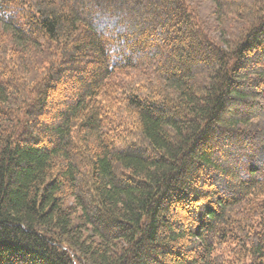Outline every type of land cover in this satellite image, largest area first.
I'll use <instances>...</instances> for the list:
<instances>
[{
	"label": "trees",
	"instance_id": "trees-1",
	"mask_svg": "<svg viewBox=\"0 0 264 264\" xmlns=\"http://www.w3.org/2000/svg\"><path fill=\"white\" fill-rule=\"evenodd\" d=\"M0 264H264V0H0Z\"/></svg>",
	"mask_w": 264,
	"mask_h": 264
},
{
	"label": "rangeland",
	"instance_id": "rangeland-1",
	"mask_svg": "<svg viewBox=\"0 0 264 264\" xmlns=\"http://www.w3.org/2000/svg\"><path fill=\"white\" fill-rule=\"evenodd\" d=\"M61 98V97H60Z\"/></svg>",
	"mask_w": 264,
	"mask_h": 264
}]
</instances>
